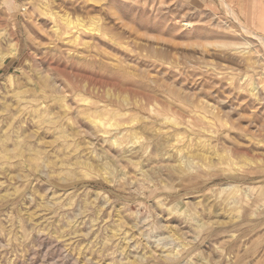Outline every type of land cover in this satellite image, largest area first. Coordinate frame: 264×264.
<instances>
[{
	"label": "rangeland",
	"instance_id": "374dc122",
	"mask_svg": "<svg viewBox=\"0 0 264 264\" xmlns=\"http://www.w3.org/2000/svg\"><path fill=\"white\" fill-rule=\"evenodd\" d=\"M228 1L0 0V264H264V32Z\"/></svg>",
	"mask_w": 264,
	"mask_h": 264
},
{
	"label": "crops",
	"instance_id": "0c3cea01",
	"mask_svg": "<svg viewBox=\"0 0 264 264\" xmlns=\"http://www.w3.org/2000/svg\"><path fill=\"white\" fill-rule=\"evenodd\" d=\"M235 7L242 8L243 17L250 12V19L255 31L264 32V0H231ZM237 7V8H238Z\"/></svg>",
	"mask_w": 264,
	"mask_h": 264
},
{
	"label": "bare ground",
	"instance_id": "6f19581e",
	"mask_svg": "<svg viewBox=\"0 0 264 264\" xmlns=\"http://www.w3.org/2000/svg\"><path fill=\"white\" fill-rule=\"evenodd\" d=\"M225 6L226 12L227 14H229V16L232 17L234 22H238V17H237V13L234 11V9L232 8L230 2L228 0H221ZM239 23V22H238ZM187 24V23H186ZM245 29V28H244ZM246 30V29H245ZM247 31V30H246ZM236 44V43H235ZM247 44H249L246 40H244L243 42L239 43V46H244L246 47ZM238 45V44H237Z\"/></svg>",
	"mask_w": 264,
	"mask_h": 264
}]
</instances>
